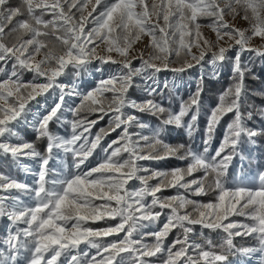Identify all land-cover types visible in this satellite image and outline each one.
<instances>
[{
	"label": "snow or ice",
	"instance_id": "obj_1",
	"mask_svg": "<svg viewBox=\"0 0 264 264\" xmlns=\"http://www.w3.org/2000/svg\"><path fill=\"white\" fill-rule=\"evenodd\" d=\"M237 19L248 28L236 27ZM256 60L264 64V0H0V155L34 177L29 184L0 171V219L10 223L0 239V264H21V253H28L24 264H240L241 258L264 264V82L254 86L261 81ZM105 65L116 67L87 86L82 77ZM194 68L201 72L196 90L178 107L166 106L169 84L159 74L182 77ZM225 68L231 83L201 128L205 76L219 79ZM69 77L75 79L66 83ZM134 88L142 99L130 96ZM46 95L51 105L37 99ZM33 101L40 106L35 111ZM105 116L108 126L93 133ZM22 125L46 141L43 151L21 136ZM172 129L182 130L185 142H167ZM112 133L116 138L105 146ZM98 148L103 158L89 166ZM252 150L261 157L255 173L245 174ZM169 159L187 163L157 170L140 163ZM24 160L34 161L35 170ZM132 181L140 186L130 187ZM168 188L184 191L159 195ZM210 194L207 202L192 198ZM197 225L221 230L222 243L196 242ZM148 236L153 243H145ZM235 237L254 243L237 247Z\"/></svg>",
	"mask_w": 264,
	"mask_h": 264
},
{
	"label": "trees",
	"instance_id": "obj_2",
	"mask_svg": "<svg viewBox=\"0 0 264 264\" xmlns=\"http://www.w3.org/2000/svg\"><path fill=\"white\" fill-rule=\"evenodd\" d=\"M14 3H19V0H13ZM203 23H207V21H203ZM247 58V55H245V59ZM175 66H178L176 64H173ZM254 70L257 73V75H259L261 77V81H256L255 82V87H259L261 82H264V64H262L259 60H256L254 63ZM200 75L201 72L198 73L195 77V81L193 83H188L185 86L181 87V88H177V87H172L173 81L170 77H168L167 79H162V81H167L169 84V88L166 89L162 96L164 99V103L165 105H171L172 107H178L179 102L181 99L187 100L189 95L194 92L196 90V85L200 80ZM230 71L229 69L225 68L223 70L222 75L220 76L219 79H210L207 77V75L205 76V80H204V93L203 96L201 98V113H200V127L203 128L204 124L206 123L207 120V113L210 111L211 107H213L217 101V97L218 94L220 92H222L225 88L228 87V85L231 83L230 79ZM24 79L26 81H31L33 79L32 74L31 73H25L24 75ZM72 79H75L74 77H69V80L71 81ZM82 79L84 80V82H86L87 80H89V75L85 74ZM99 80H97L98 82ZM130 96L133 99H142L144 96V93H142L140 91L139 88H134L130 91ZM159 98V97H158ZM76 102L78 103V99H76ZM255 103L257 105H259L261 103L259 97L255 98ZM137 115H141V119L146 120L148 123L151 124H156L157 121L155 120V118L151 117V116H145L142 114H137ZM69 118H71L69 116ZM90 119H97V115H92L90 116ZM108 120L109 117L105 116L104 119L100 120L95 127L92 129L93 133L98 132L101 128H106L108 126ZM229 117L225 116L224 119L221 121L220 126L217 129V134H216V139L213 141V145L216 144L218 145V142L220 141V139L223 136V132L225 130L226 127V123L228 122ZM260 125V121L259 118H257L253 125L254 127H259ZM53 128L54 131L59 132V134L63 135L65 133V129L64 128H58L56 126H50ZM18 131L20 132L21 136L24 139L27 140H32L36 143L37 149L40 151H43L45 145H46V141L43 140H36L35 139V132L30 130L28 128L27 125L18 128ZM117 133H112L110 136H107L104 141H102V143L106 146L107 143L113 139L116 138ZM164 139L171 143V144H179V143H183L186 140V137L183 133L182 130H177V129H172L169 132H167L164 136ZM196 144L198 146H201V139L199 134H197V139H196ZM247 155V154H246ZM261 157V152L252 150L251 151V156L245 159V168L244 171L248 172L251 170L256 169L257 167V161L260 159ZM103 158V154L100 152V149L98 148L96 150V152L93 154L92 157L89 158L88 164L89 166H95L100 160H102ZM141 164L145 165L146 167L153 169V170H157V169H170L173 167H184L185 164L187 163L186 161H179L176 159H169V160H163V161H141ZM0 171L3 172H7L9 174H11L12 176H14L16 179L24 181V173L22 168L18 167L15 163H13L11 161L10 158H5L4 156L0 155ZM156 181H150V183H155ZM136 186H140L139 182L136 181L135 182ZM183 193V189H176V188H168L165 191H163L162 193H160L159 195L162 196H172V195H176L177 192ZM193 199H197L203 202H207L209 199H212V195L210 194L209 196H202V197H192ZM150 199V198H149ZM164 217H161V220H163ZM231 219L234 220H240V221H244V217H231ZM6 222V224H9V226L4 227V223ZM248 222V221H245ZM108 224H114L115 221H108ZM21 227H23V225H20ZM92 227H101V226H105L104 222H100L99 224H94L91 225ZM10 227V223L8 221H2L0 220V239H3L4 237H6L7 235V229ZM159 227V225H155V227H149V228H145L143 229L144 232H152L157 230V228ZM195 236L192 237L193 239L196 240V242L198 243H202L205 244V247H207L206 241L211 240L213 244L215 245H219L220 243H222L223 237L226 235L225 233H223L221 230H216V231H212L209 229H203L201 228L199 225L196 226L195 229ZM179 234L178 230L173 231L172 233L169 234L167 241L165 242L166 244H170L173 240L176 239L177 235ZM123 235V234H121ZM108 239H116V237H109ZM154 242V238L151 236L145 237V243H153ZM234 243L236 244L237 247H248L251 246L254 242L252 241V239L250 237H235L234 239ZM215 251H220V248L217 247L215 249H213ZM28 255V253H21L20 256V260L24 259L26 256ZM235 257H230V260H235ZM248 261V259L245 258H241V262L240 264H246Z\"/></svg>",
	"mask_w": 264,
	"mask_h": 264
},
{
	"label": "rangeland",
	"instance_id": "obj_3",
	"mask_svg": "<svg viewBox=\"0 0 264 264\" xmlns=\"http://www.w3.org/2000/svg\"><path fill=\"white\" fill-rule=\"evenodd\" d=\"M233 23L235 24L236 27H239V28H248V23L246 21L237 19ZM202 31H203L204 35L207 38L212 39V40H215V34L211 31V29L205 27V28L202 29ZM225 39H227V38H225ZM146 43H147V38H145V40L143 42L138 43L137 44V48H140V49L144 48V46H145ZM253 44L254 45H259L260 44V41L258 39L257 40H254L253 41ZM193 50L195 51V49H193ZM245 55L248 56L249 54L248 53H245ZM135 63L138 65L139 64V61H136ZM115 67L116 66H114V65L113 66L105 65L103 72H93L91 74H88L89 75V80H87L85 82V84L87 86H93V85H95V83L97 82V80H100L101 78H106L110 74V68H115ZM172 67H176V66L175 65H172ZM198 73H200L199 68L191 69L189 72L182 74V77L181 76H178L177 74H174L172 72L165 71V72H161L159 74V78L162 81V79H167L168 77H170L172 79L173 83H175L177 85V88H181V87L185 86L186 84H188L189 82L190 83H193L195 81V77H196V75ZM60 79L61 80H64L65 78L64 77H61ZM65 82L66 83L70 82L69 78ZM56 91H58V90H56ZM37 99L40 100L41 102L47 100V102H48L49 105H51L52 102H53V99H52V97L50 95H46V96H43V97H38ZM73 99H76V98H73ZM30 106L33 107V110L34 111L37 110L40 107L39 105L36 104L35 101L31 102V105ZM27 119L29 121H31L32 120V115L31 114H28ZM23 126H25V125H22L20 127H23ZM64 134H66V133H64ZM216 146H217L216 144L213 145V147H216ZM60 155L63 156L64 154L63 153H60ZM22 163L27 164L33 171L36 168L35 162L32 161V160H24ZM233 164L236 165L237 172H239V164H238V161H233ZM244 165H245V162H244ZM255 170L256 169L251 170V172L254 174L255 173ZM231 171H232V169L230 168V172ZM248 172H245V174H247ZM23 173H24V182H27V183L31 184L33 182L34 177L30 173H27L26 174L24 171H23ZM135 182L136 181H132L129 186L130 187H137L138 188L139 186H136L135 185ZM245 182H247V181H245ZM22 199L24 200V202L26 204L31 203V201H29L27 199V197H22ZM0 220L2 221V219H0ZM3 221H7V219L4 218ZM7 226H9V224H6V222H5L4 223V227H7ZM153 227H155V225L152 226V228ZM80 247H81V249H86V246L83 245V244L80 245ZM91 252L94 253L95 252V249H92ZM20 261H21V264H24V259H22ZM246 264H257V260L253 258V259L250 260V262L248 260Z\"/></svg>",
	"mask_w": 264,
	"mask_h": 264
}]
</instances>
